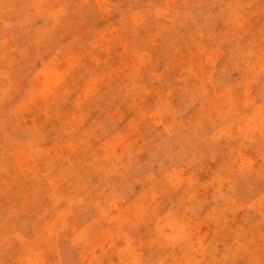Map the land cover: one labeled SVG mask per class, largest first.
Instances as JSON below:
<instances>
[{
    "label": "rangeland",
    "instance_id": "rangeland-1",
    "mask_svg": "<svg viewBox=\"0 0 264 264\" xmlns=\"http://www.w3.org/2000/svg\"><path fill=\"white\" fill-rule=\"evenodd\" d=\"M0 264H264V0H0Z\"/></svg>",
    "mask_w": 264,
    "mask_h": 264
}]
</instances>
